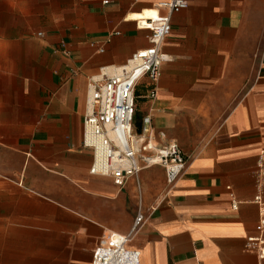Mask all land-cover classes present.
Here are the masks:
<instances>
[{
	"label": "crops",
	"instance_id": "crops-1",
	"mask_svg": "<svg viewBox=\"0 0 264 264\" xmlns=\"http://www.w3.org/2000/svg\"><path fill=\"white\" fill-rule=\"evenodd\" d=\"M104 1L0 0V264H92L107 230L140 264H264V0H191L156 97L137 86V131L150 116L188 156L174 186L161 165L123 186L90 172V80L151 45L133 16L163 0Z\"/></svg>",
	"mask_w": 264,
	"mask_h": 264
},
{
	"label": "built area",
	"instance_id": "built-area-1",
	"mask_svg": "<svg viewBox=\"0 0 264 264\" xmlns=\"http://www.w3.org/2000/svg\"><path fill=\"white\" fill-rule=\"evenodd\" d=\"M190 1L159 2L156 16L137 20V26L149 32L151 45L134 52L126 64L117 67L114 74L105 75L101 82L91 78L89 111L83 122V146L93 151L92 174L111 177L121 186L128 178L137 177L144 167L153 165L164 167L170 186L183 174L188 156L178 142L168 140L164 131L156 134L150 116L143 119L144 126L137 131L136 89L141 80L148 77L152 82L149 96L156 97L162 66L169 60L162 45L172 31V15L188 8ZM255 200L262 211L257 230L264 234V201L260 195ZM233 207L238 208V202L234 201ZM141 220L142 216L138 215L135 229ZM129 239L130 236L107 230V242L94 251L92 264H140L141 252L128 248ZM248 248L264 257V237H249Z\"/></svg>",
	"mask_w": 264,
	"mask_h": 264
},
{
	"label": "bare ground",
	"instance_id": "bare-ground-1",
	"mask_svg": "<svg viewBox=\"0 0 264 264\" xmlns=\"http://www.w3.org/2000/svg\"><path fill=\"white\" fill-rule=\"evenodd\" d=\"M156 14H157V12L154 10H145L143 13H139V14H135L134 16H133V18L135 17V18H140V19H142V18H147V17H151V16H156Z\"/></svg>",
	"mask_w": 264,
	"mask_h": 264
},
{
	"label": "trees",
	"instance_id": "trees-1",
	"mask_svg": "<svg viewBox=\"0 0 264 264\" xmlns=\"http://www.w3.org/2000/svg\"><path fill=\"white\" fill-rule=\"evenodd\" d=\"M136 99H137V89H136Z\"/></svg>",
	"mask_w": 264,
	"mask_h": 264
}]
</instances>
